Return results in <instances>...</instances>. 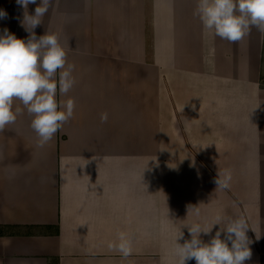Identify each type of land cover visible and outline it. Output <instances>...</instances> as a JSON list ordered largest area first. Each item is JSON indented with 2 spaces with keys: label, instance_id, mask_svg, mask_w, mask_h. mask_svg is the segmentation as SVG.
Segmentation results:
<instances>
[{
  "label": "crops",
  "instance_id": "1",
  "mask_svg": "<svg viewBox=\"0 0 264 264\" xmlns=\"http://www.w3.org/2000/svg\"><path fill=\"white\" fill-rule=\"evenodd\" d=\"M196 3L53 0L35 33L57 35L74 65L73 88L57 94L74 100V114L40 147L33 117L14 101L20 114L0 131V264H147L151 255L178 264L179 233L188 239L187 226L210 227L217 216L247 219L246 264H260L264 34L222 40L194 15ZM0 9L8 13L0 30L27 39L16 0ZM148 47L161 186H147ZM225 170L230 187L217 188ZM119 233L131 242L127 258L110 247Z\"/></svg>",
  "mask_w": 264,
  "mask_h": 264
},
{
  "label": "clouds",
  "instance_id": "2",
  "mask_svg": "<svg viewBox=\"0 0 264 264\" xmlns=\"http://www.w3.org/2000/svg\"><path fill=\"white\" fill-rule=\"evenodd\" d=\"M23 9L22 26L28 32L27 39L17 38L8 28L0 30V131L15 123L20 109H13L19 100L33 117L31 128L43 147L74 114L75 102L57 100V94L66 95L74 86V65L68 64L67 53L55 34L45 33L37 37L35 29L53 5V0H39L34 13L28 6L37 0H16ZM194 15L206 30L222 40L237 43L252 28L264 34V0H197ZM8 13L0 9V20ZM107 117L102 116V120ZM231 172H218L214 183L217 188L228 189ZM196 215L199 209L189 206ZM219 229L212 235L214 226ZM223 225V226H222ZM189 237L181 231L176 237L174 254L178 264L195 260L196 264H246L252 258V241L247 236V219L240 216L225 222L217 216L210 227L199 222L187 226ZM202 236H209L205 241ZM183 240V243H178ZM118 243L110 247L127 258L132 253L131 242L126 234H118Z\"/></svg>",
  "mask_w": 264,
  "mask_h": 264
},
{
  "label": "rangeland",
  "instance_id": "3",
  "mask_svg": "<svg viewBox=\"0 0 264 264\" xmlns=\"http://www.w3.org/2000/svg\"><path fill=\"white\" fill-rule=\"evenodd\" d=\"M147 160H148V171H147V186H161L158 178L156 177L154 157L156 154L155 136H156V99H155V81L156 74L154 68L151 66L154 60L153 47L147 48ZM156 125V126H155ZM166 181L164 182V184ZM147 264H154L153 255L148 256ZM260 264H264V246L260 250Z\"/></svg>",
  "mask_w": 264,
  "mask_h": 264
}]
</instances>
